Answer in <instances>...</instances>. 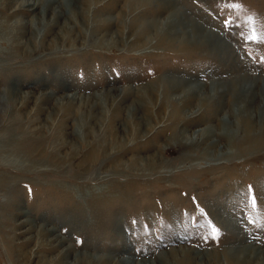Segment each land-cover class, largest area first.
<instances>
[{"label":"rangeland","instance_id":"1","mask_svg":"<svg viewBox=\"0 0 264 264\" xmlns=\"http://www.w3.org/2000/svg\"><path fill=\"white\" fill-rule=\"evenodd\" d=\"M26 1L0 0V264H264V44L246 39L264 36V0H168L219 36L218 52L178 47L181 35L160 45L171 12L136 0H44L58 25L18 47L31 33L17 41L15 24L39 12ZM164 79L186 84L165 94ZM189 88L225 92L213 113L201 97L167 102Z\"/></svg>","mask_w":264,"mask_h":264},{"label":"bare ground","instance_id":"2","mask_svg":"<svg viewBox=\"0 0 264 264\" xmlns=\"http://www.w3.org/2000/svg\"><path fill=\"white\" fill-rule=\"evenodd\" d=\"M53 1L54 0H52L51 2L53 3ZM77 1L82 2L83 6H86L87 5L88 7L92 3V0H76V2ZM136 1L139 2V4H143V3L147 4L148 2L149 3H152V4H157V5H155V8L157 10L159 9V11H170L171 12V19L172 20L171 21L169 20L168 25L174 26L175 27V30L172 32V34L171 33L163 34L164 35L163 36L164 38H161L160 39V45H164L165 41H167V40H172V39H175V38H176L175 40H178L177 38H179V36L181 35L182 36V39H181L180 42H178V45H177L178 47L184 46L185 48H187L188 45H190L189 43H192V45L195 48L213 47V51H215V52H218L220 50L221 51L223 50V48L221 47V45L219 46V44H218V41L220 39H219V36L217 34H215V32L210 31V30H207V29L205 30V28L200 23L194 22V21L190 20L187 17V15L185 14V12L183 10H180V9L176 8L171 3V1H168V0H147V1H144V0H136ZM43 6H44V0H29V1L23 2L19 6L21 9H25L27 11L39 10V12L37 14V17L35 18L37 20V22H35V20H34L33 21V24L26 25L22 21H19V22H17V24H15L16 26L14 25L15 26V29L17 30V34L15 35V37L17 38V41L19 39H21L22 36H24V34H26L27 32L31 33L30 34L31 37H29V39L25 43L20 42L18 44V47H20L22 45L24 47H26V46H28L30 44L36 45L37 44L36 41H37V39L39 37H41V39L45 38L54 29V27L56 25H58L59 20H60L61 17L57 13L58 11H55V9L52 8L50 5L46 7V10L47 11L48 10H52V17L49 19V23L47 25H45V21L47 19L45 18V14H46V13H44L45 11L43 12L41 10ZM74 9L72 7L70 9V13L74 17H77V14L78 15H80V14L81 15H84V12L86 13L85 10H82V7L78 9L79 10L78 13H74ZM185 20L188 21V23H190V24L187 23L185 25V23H183V21H185ZM85 21H86V23H88L87 20H85ZM72 22H74V21H72V18H69V19L65 20L64 21V25H62V27H61L62 29H60L59 30V33H57V35H56V37L58 39H60L61 42H63V43H64V39L70 38V37H67V36L68 35L71 36L74 33L73 31L77 28V25H76L77 23L76 22H78V21H76L75 23H72ZM70 24H73L74 26L73 27L72 26L70 27L69 26ZM148 27L149 26H146V29H149ZM178 28H179V30H181V32L178 31ZM190 34H191V38H192L193 41H190L189 39H191V38L188 39V37H187ZM159 35H161V34H159ZM183 37H186V38L183 39ZM76 42H77L76 40L75 41H72L71 44H74ZM44 43L42 42V44H44ZM173 44H175V43L173 42ZM70 46H73V45H70ZM36 49H37V47H36ZM58 49H57L56 43L54 42L51 45H49V48L47 50L51 53L53 51L54 52L55 51L57 52ZM166 49L172 50L171 48H168V47ZM224 50H226V49L224 48ZM49 52H48V54H49ZM54 52H53V55H55V53H56V52L55 53ZM60 53H61V51H60ZM9 56H12V55H9ZM60 56H61V54H60ZM55 58L56 57H54L53 60ZM166 80L167 79H164L162 81H166ZM184 84H186V83L183 80L182 81L181 80H178L177 81L176 79H173L169 83L166 81V83L163 84L162 90L165 92V94H168V93H171L173 91L178 90V88H181V86L184 85ZM197 91L198 90L196 88H189L188 90H183V93L178 98L171 99L169 97V99L167 98V102L169 104H172L174 107H176V106L186 107L187 105H189L190 103H192V101L196 97H201V96L198 95ZM224 92H225L224 90H221L220 88H217L214 91V96H211L210 95L208 97L207 96L201 97V100L199 101V105L202 106L201 109L205 107V108H207L208 113H213L215 111L214 109L217 107L216 106L217 97L220 96L221 94H223ZM233 93H234V96H236V98H237V96L241 97V98L238 97L237 99L242 100V104H244V108L245 107L247 108V103H248L247 102L248 101L247 99H249V96L244 95V96H246L244 98L242 96L243 94H245V91L242 92L240 89H237V87H235V89L233 90ZM25 96L27 98L29 95H25ZM253 126L254 125L252 124V121H248L245 124V127L246 128H245L244 136H243V138H240V139H243L244 141L250 140V137L252 135L251 133H252ZM226 137H228V136L226 135ZM228 139L230 140V143L233 144V145H235L236 141H238V137H236V134H234V133L231 134ZM261 141L264 142V139L262 138L261 140H259L258 141L259 144L261 143ZM31 150H32L31 149V146L28 144L27 147H25V151H31ZM34 151H35V149H34ZM42 231H43V234L44 235L51 234V233L54 232L53 229H44ZM53 241L57 244V246H62L65 243L64 239H62L61 237H55ZM70 255H71V249H70V247H67L64 250H62V252L60 254V259H63L65 257H69ZM108 259H110L109 256H106V257L105 256H101V257L88 256V257H86L85 263L86 264H94L97 261H101L102 263H104V262L108 261ZM82 261H83V259L82 260L80 259V262H82ZM119 261H117L116 264H119L120 263ZM80 262H77L76 259L74 260V264H81Z\"/></svg>","mask_w":264,"mask_h":264},{"label":"snow or ice","instance_id":"3","mask_svg":"<svg viewBox=\"0 0 264 264\" xmlns=\"http://www.w3.org/2000/svg\"><path fill=\"white\" fill-rule=\"evenodd\" d=\"M230 6L233 7V8H236V9H239V8L241 7V5H240V4H237V3H233V4H231ZM229 23H230V22H229ZM249 23H250V24L253 23L251 17H249ZM249 32H250V34L246 37V39H247L248 41H252V42H254V43H256V44H264V36H261V35L257 34V32H256V30H255L254 27H250ZM260 59H261V62H264V57H261ZM250 190H251V189H250ZM251 206H252L253 208H256V207H257V201H256L255 196H253V197L251 198ZM212 231H213V234H214V235H217V236H218L219 233H220V229L217 228L215 225L212 226Z\"/></svg>","mask_w":264,"mask_h":264}]
</instances>
